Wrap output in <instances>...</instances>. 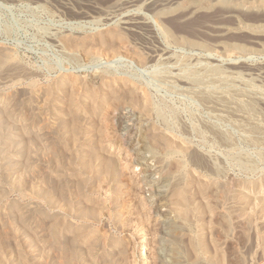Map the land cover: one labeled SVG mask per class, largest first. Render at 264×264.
Wrapping results in <instances>:
<instances>
[{"label":"rangeland","instance_id":"obj_1","mask_svg":"<svg viewBox=\"0 0 264 264\" xmlns=\"http://www.w3.org/2000/svg\"><path fill=\"white\" fill-rule=\"evenodd\" d=\"M198 3L0 0V264H264V0Z\"/></svg>","mask_w":264,"mask_h":264},{"label":"bare ground","instance_id":"obj_2","mask_svg":"<svg viewBox=\"0 0 264 264\" xmlns=\"http://www.w3.org/2000/svg\"><path fill=\"white\" fill-rule=\"evenodd\" d=\"M193 2V1H192ZM196 2H198V1H196ZM199 2L200 3H198V4H195V5H197V6H203L206 2H207V0H199ZM108 36V35H107ZM2 56V55H1ZM4 59H5V57H4ZM7 59V58H6ZM5 59V60H6ZM1 62V61H0ZM9 62V61H8ZM4 66V65H3ZM214 71V70H213ZM216 75V74H215ZM217 79V78H216ZM221 81V80H220ZM215 85V84H214ZM218 88V87H217ZM50 90V89H49ZM220 90V89H219ZM243 90V89H242ZM246 90V89H245ZM51 91V90H50ZM234 92V91H233ZM120 93V92H119ZM251 93V92H250ZM249 93H247V95H248ZM216 95V94H215ZM122 98V97H121ZM221 98V97H220ZM219 99V98H218ZM229 99V98H228ZM250 99V98H249ZM116 100V99H115ZM248 100V99H247ZM219 101V100H218ZM217 101V102H218ZM221 101V100H220ZM231 102V101H230ZM74 103V102H73ZM239 106V105H238ZM254 106H255V103L254 102H251V103H248L247 105H246V107L245 108H247L248 110L249 109H252L253 110V108H254ZM72 107V106H71ZM144 107V106H143ZM242 108V107H241ZM258 108V107H257ZM237 109V108H236ZM92 110V109H91ZM12 111V110H11ZM59 112V111H58ZM257 112V111H256ZM247 113V112H246ZM254 114V113H253ZM83 116V115H82ZM76 121V120H75ZM75 127H77V125H75ZM74 130H76V129H74ZM78 130V129H77ZM158 136V135H157ZM157 136L155 137V138H157ZM159 137V136H158ZM161 137V136H160ZM159 137V138H160ZM76 137H74V139H75ZM159 138H158V140H159ZM164 138V137H163ZM169 138V137H168ZM164 140V139H163ZM158 142H160V141H158ZM169 141H166V143H168ZM159 144V143H158ZM158 144H157V146H158ZM169 144H171V143H169ZM167 145V144H166ZM57 146V145H56ZM151 150V149H150ZM150 150L148 149V148H146V149H144L143 150V153L144 152H146V151H149L150 152ZM152 152V151H151ZM55 154V153H54ZM73 156V155H72ZM55 157V156H54ZM74 157V156H73ZM73 161V160H72ZM53 168V167H52ZM60 168V167H59ZM112 173V172H111ZM21 176V175H20ZM24 177V176H23ZM84 177V176H83ZM25 179V178H24ZM82 181V180H81ZM84 181V180H83ZM61 182H62V180H61ZM86 182V181H85ZM25 183V182H24ZM198 184V183H197ZM207 184V183H206ZM256 185V184H255ZM261 185V184H260ZM14 186H15V184H14ZM161 186H163V184L161 185ZM220 186V185H219ZM85 187V186H84ZM199 187V186H198ZM18 188V187H17ZM204 188V187H203ZM223 188V187H222ZM225 188V187H224ZM232 188V187H231ZM256 188V187H255ZM79 189V188H78ZM162 189H163V187H162ZM162 189H160V190H158L156 193H155V198H156V200H157V197H160L163 193H161V192H163V191H161ZM175 189H177V188H175ZM244 189V188H243ZM164 190V189H163ZM220 190V189H219ZM225 190V189H224ZM223 190V191H224ZM20 191V190H19ZM26 191V190H25ZM68 192V191H67ZM179 192V191H178ZM185 192H187V191H185ZM39 193V192H38ZM46 193V192H45ZM245 193V192H244ZM188 194H189V192H188ZM220 194V193H219ZM250 194V193H249ZM8 195V194H7ZM39 195V194H38ZM174 195V194H173ZM178 195H180V197H179V200L181 201V203L182 204H184V206H185V208L184 209H186V207L188 206V201H189V203H190V200H189V196L188 195H186L185 193H179ZM6 196V195H5ZM23 196V195H22ZM164 196V195H163ZM240 196V195H239ZM24 197V196H23ZM250 197V196H249ZM162 198V197H161ZM251 198V197H250ZM258 198V197H257ZM154 199V198H153ZM240 199V198H239ZM244 199V198H243ZM260 199V198H259ZM237 200V199H236ZM247 200V199H246ZM233 201V200H232ZM231 201V202H232ZM257 201H260V200H257ZM262 202H264V201H262ZM152 203V202H151ZM174 203V202H173ZM193 203V202H192ZM191 203V204H192ZM251 203V202H250ZM176 204V203H175ZM180 204V203H179ZM194 204V203H193ZM249 204V203H248ZM181 205V204H180ZM212 205H213V203H212ZM254 205V204H253ZM177 206H178V204H177ZM190 206V205H189ZM215 206V205H214ZM191 207V206H190ZM198 207V206H197ZM211 207H213V206H211ZM264 207V206H263ZM188 208V207H187ZM207 208V207H206ZM260 208V207H259ZM22 209V208H21ZM200 209H201V207H200ZM209 209V208H208ZM258 209V208H257ZM23 210V209H22ZM186 210H188V209H186ZM251 210H252V208H251ZM254 210V209H253ZM261 210V209H260ZM12 211V210H11ZM264 211V210H263ZM187 212V211H186ZM213 212V211H212ZM191 213V212H190ZM232 213V212H231ZM239 213V212H238ZM256 213V212H255ZM226 214V213H225ZM259 215V214H258ZM249 216V215H248ZM7 217V216H6ZM196 217V216H195ZM257 217V216H256ZM199 218V217H198ZM242 218V217H241ZM29 219V218H28ZM231 219V218H230ZM254 219V218H253ZM199 220V219H198ZM229 220V219H228ZM250 221V220H249ZM52 222V221H51ZM235 222V221H234ZM10 223V222H9ZM29 223V222H28ZM40 223V222H39ZM199 223V222H198ZM203 224V223H202ZM41 225V224H40ZM50 225V224H49ZM238 225V224H237ZM241 225V224H240ZM249 225V224H248ZM251 225V224H250ZM4 226V225H3ZM42 226V225H41ZM264 226V225H263ZM8 227V226H7ZM243 227V226H242ZM223 228V227H222ZM234 228V227H233ZM6 230V229H5ZM235 230V229H234ZM256 230V229H255ZM259 230V229H258ZM7 231V230H6ZM173 231V230H172ZM15 233V232H14ZM16 234V233H15ZM55 234V233H54ZM6 235V234H5ZM33 236V235H32ZM75 236V235H74ZM6 237H8V236H6ZM263 237V236H262ZM9 238V237H8ZM43 238V237H42ZM260 238V237H259ZM31 239V238H30ZM33 239V238H32ZM174 239V238H173ZM9 240V239H8ZM44 240V239H43ZM203 240V239H202ZM42 241V240H41ZM259 241V240H258ZM56 242V241H55ZM31 243V242H30ZM260 243V242H259ZM36 244V243H35ZM55 244V243H54ZM62 244V243H61ZM195 244V243H194ZM203 244V243H202ZM206 245V244H205ZM5 246H6V241H5V239L4 238H2L1 240H0V249L2 250L3 248H5ZM22 246V245H21ZM196 246V245H195ZM39 247V246H38ZM206 247V246H205ZM62 248V247H61ZM69 248V247H68ZM27 249V248H26ZM176 249H178V248H176ZM205 249V248H204ZM71 250V249H70ZM206 250V249H205ZM6 251V250H5ZM25 251V250H24ZM177 251V250H176ZM71 252H73V251H71ZM71 252L69 253L70 255H71ZM201 252V251H200ZM205 252V251H204ZM175 253V252H174ZM177 253V252H176ZM74 254L72 253V256H73ZM76 255V254H75ZM68 256V255H67ZM66 256V257H67ZM71 256V258H74V256L72 257ZM6 257V256H5ZM25 257V256H24ZM23 256H21V259H23L24 258ZM80 257V256H79ZM1 258H3V256L1 257ZM26 258V257H25ZM70 257L68 256V259H69ZM62 259V258H61ZM79 259V258H78ZM214 259V258H213ZM5 260H7V259H5ZM24 260V259H23ZM67 260V259H66ZM71 260H73V259H71ZM70 259H69V262L71 261ZM176 260V259H175ZM217 260V259H216ZM215 260V261H216ZM2 261V260H1ZM25 261V260H24ZM23 261V262H24ZM63 261V260H62ZM64 261H65V259H64ZM68 261V260H67ZM260 261V260H259ZM21 262H22V260H21ZM19 263V262H18ZM43 264V263H42ZM59 264H60V262H59ZM230 264V263H229Z\"/></svg>","mask_w":264,"mask_h":264}]
</instances>
